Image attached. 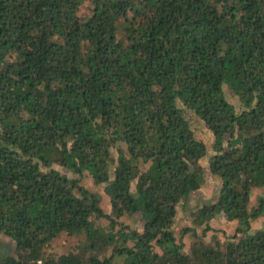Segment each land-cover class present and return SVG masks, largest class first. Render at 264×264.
<instances>
[{"label":"trees","instance_id":"1","mask_svg":"<svg viewBox=\"0 0 264 264\" xmlns=\"http://www.w3.org/2000/svg\"><path fill=\"white\" fill-rule=\"evenodd\" d=\"M219 214L235 235L206 243ZM262 216L264 0H0V264H264Z\"/></svg>","mask_w":264,"mask_h":264},{"label":"rangeland","instance_id":"2","mask_svg":"<svg viewBox=\"0 0 264 264\" xmlns=\"http://www.w3.org/2000/svg\"><path fill=\"white\" fill-rule=\"evenodd\" d=\"M84 12L87 11L86 7L83 8ZM228 99L231 102L238 105L237 97L233 95H227ZM239 106V105H238ZM189 119H191L192 127L196 133V136L199 140H202L208 147L212 144L211 134L208 131L206 125L199 120L194 115H189ZM202 163L206 167V159H203ZM207 170V169H206ZM81 182L84 185L91 186L92 190L99 188L98 185L92 183L91 179L88 177H82ZM220 184L219 180L214 176H211L207 170L206 181L205 183L196 191L192 192L189 198L184 203H180L177 206V214L175 217V222L173 226V231L176 235L178 240H181L184 243V251L189 252V248L193 241V236L190 233L184 234L181 233V230L185 227L192 226L193 223L191 221V214L195 211L196 207L200 205L202 202L211 200L215 198L216 195V188ZM100 191V189H99ZM260 189H255L251 196V202L254 203L256 201L257 196L260 194ZM109 202L105 197H102L101 206L105 209V211L109 210ZM123 222L128 224L131 228H138L141 229V221L139 216L134 214L130 217H126L123 219ZM236 221H227L221 214L217 215L216 217L212 218L208 221L210 226L209 229L205 230V225L197 227L196 231L198 235H203L205 230V235L203 236V240L206 243H217V242H226L227 240L231 239L235 235L236 229ZM264 227V216L253 220L251 223L252 230ZM76 240L73 237H70L66 234H61L57 237L54 241H52L47 250L50 252H64L69 249H73L76 244ZM1 242H9L7 238L4 236H0ZM12 245L14 243L12 242ZM158 250V248H156ZM159 251V250H158ZM116 264H121L118 261Z\"/></svg>","mask_w":264,"mask_h":264}]
</instances>
